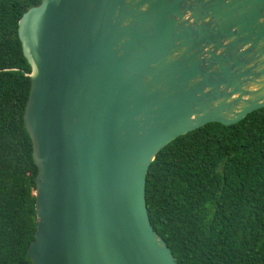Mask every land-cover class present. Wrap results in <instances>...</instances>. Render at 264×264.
Instances as JSON below:
<instances>
[{
    "label": "water",
    "instance_id": "obj_1",
    "mask_svg": "<svg viewBox=\"0 0 264 264\" xmlns=\"http://www.w3.org/2000/svg\"><path fill=\"white\" fill-rule=\"evenodd\" d=\"M31 264H177L151 226L157 153L264 108V0H42L19 19Z\"/></svg>",
    "mask_w": 264,
    "mask_h": 264
},
{
    "label": "trees",
    "instance_id": "obj_2",
    "mask_svg": "<svg viewBox=\"0 0 264 264\" xmlns=\"http://www.w3.org/2000/svg\"><path fill=\"white\" fill-rule=\"evenodd\" d=\"M42 0H0V264H31L36 231L30 91L17 28ZM154 231L177 264H264V108L210 123L161 149L146 175Z\"/></svg>",
    "mask_w": 264,
    "mask_h": 264
}]
</instances>
